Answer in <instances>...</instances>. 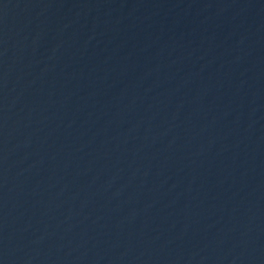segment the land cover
I'll list each match as a JSON object with an SVG mask.
<instances>
[{
  "label": "water",
  "instance_id": "1",
  "mask_svg": "<svg viewBox=\"0 0 264 264\" xmlns=\"http://www.w3.org/2000/svg\"><path fill=\"white\" fill-rule=\"evenodd\" d=\"M0 264H264V0H0Z\"/></svg>",
  "mask_w": 264,
  "mask_h": 264
}]
</instances>
